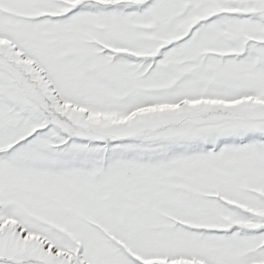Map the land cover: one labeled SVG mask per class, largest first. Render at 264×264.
<instances>
[{"label": "snow or ice", "instance_id": "obj_1", "mask_svg": "<svg viewBox=\"0 0 264 264\" xmlns=\"http://www.w3.org/2000/svg\"><path fill=\"white\" fill-rule=\"evenodd\" d=\"M0 264H264V0H0Z\"/></svg>", "mask_w": 264, "mask_h": 264}]
</instances>
